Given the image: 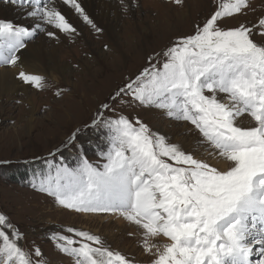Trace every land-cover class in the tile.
I'll return each instance as SVG.
<instances>
[{"label": "snow or ice", "instance_id": "obj_1", "mask_svg": "<svg viewBox=\"0 0 264 264\" xmlns=\"http://www.w3.org/2000/svg\"><path fill=\"white\" fill-rule=\"evenodd\" d=\"M3 2L21 8L32 24L0 19V65L17 66L19 53L40 32L49 37L57 31L77 32L61 0ZM214 2L215 10L193 34L178 37L149 57V67L111 100L130 96L133 102L189 123L199 134L196 148L203 147L226 166L218 169L196 158L139 120L105 116V110L115 109L103 102L90 126L107 129L104 162L94 165L82 158L78 167H67L62 156L61 163H55L61 152L56 148L32 184L64 209L112 215L135 226L144 252L154 256L151 264H264V16L224 28L223 19L247 14L248 0ZM62 4L101 31L80 0ZM17 78L37 89L45 87L40 75L20 70ZM245 117L254 126H242ZM75 139L76 132L64 146ZM64 231L71 235L52 232L49 239L74 264H133L98 235L74 227ZM160 237L167 242L155 243ZM22 238L0 213V264H46L38 247L35 260L22 249Z\"/></svg>", "mask_w": 264, "mask_h": 264}, {"label": "rangeland", "instance_id": "obj_2", "mask_svg": "<svg viewBox=\"0 0 264 264\" xmlns=\"http://www.w3.org/2000/svg\"><path fill=\"white\" fill-rule=\"evenodd\" d=\"M0 3L9 4L3 0ZM248 3L246 15L225 18L221 27L255 22L264 16V0H248ZM117 4L112 6L113 11H106L114 32L95 24L101 29L97 32L76 14L80 21L76 33L52 37L59 49L58 60L67 67L63 75L56 74L57 81L42 76L45 87H29L33 94L32 112L28 113L31 108L27 100L20 102L21 95L17 93L3 100L9 111L6 109L0 116V213L23 234L19 241L22 249L35 260L34 249L38 247L46 264H74L73 258L60 252L49 239L52 232L71 235L64 231L68 227L100 236L111 250L118 251L133 264H151L154 259L144 252L143 237L135 226L120 227L114 224L112 215L64 209L32 186L37 174L47 168L43 161L49 159V152L56 148L61 152L55 163H61L62 156V163L67 167H78L82 158L94 165L104 162L101 154L108 150L107 129L90 126L101 103L108 102L110 108L115 109V112L105 110V116L121 114L133 123L139 120L165 136L168 142L181 144L193 151L196 158L208 160L222 169L211 161L203 147L196 148L199 134L192 131L189 123L171 119L155 106L133 102L130 96L111 100L119 88L149 67V57L170 47L178 37L193 34L195 26L215 10L214 0H183L181 4L173 0H119ZM23 19L28 20L26 24H32L25 15ZM104 22L103 19V25ZM254 39L260 42L259 36ZM156 59L151 62L155 63ZM247 118L242 126H254V121ZM27 121L30 127L26 126ZM74 132L76 139L65 147ZM128 227H132L134 235H129ZM158 240L161 244L167 242L163 237Z\"/></svg>", "mask_w": 264, "mask_h": 264}, {"label": "bare ground", "instance_id": "obj_3", "mask_svg": "<svg viewBox=\"0 0 264 264\" xmlns=\"http://www.w3.org/2000/svg\"><path fill=\"white\" fill-rule=\"evenodd\" d=\"M118 1L119 0H80V3L82 4V7L85 9V12L88 14L89 18L93 21L94 24H97L100 27L103 26L107 32H114L115 29L111 28L114 27V25L111 26L110 20L108 18V12L106 13V11H113L112 6L118 5ZM15 7L17 6H13L12 4L3 5L0 3V19H6L16 24L28 25L26 24L28 20L23 19L24 14L22 9L19 7L16 9ZM60 7L62 8L66 17L73 24V26L78 29L80 27V21L76 18L78 16H75L76 13L74 12V10L69 9L63 4H60ZM114 12H116V10ZM102 18L105 20L104 25L102 24ZM61 35L62 33L57 31L55 37L60 38ZM35 37L36 40H30L27 43L26 49L22 50L21 53H19V55L21 56V60L17 66L12 67L0 65V116H2L7 109L6 104H4L3 100H9L15 93L21 95L20 102L24 103L25 100H27L29 108H31L30 110L28 109V113L33 111V101L31 99L33 95L31 94L32 90L29 89L30 85L23 83V81L17 78V74L20 70H24L28 73L40 76L49 77L52 82L59 79L56 74L63 75V72H65L67 65L66 63H61L58 60L57 52L59 51V49L58 46L54 43L55 40L52 37L45 36V34L42 32L37 34V36ZM114 61H116V59ZM7 111L9 110L7 109ZM30 118L31 115H29V119ZM29 119L28 121L32 123V121ZM245 119L248 120L249 118L245 117ZM28 121L26 122V126L30 127V123ZM242 122H245V120H243ZM211 161L214 164L221 166L222 169L226 166L224 162L212 157ZM103 219H106V217ZM88 220L94 221V219ZM97 220H95L94 222H97ZM113 220L114 224L120 227L130 226L128 222L123 220V218H118L115 216ZM128 228L131 232H133L132 227ZM154 242L160 243L159 240H156Z\"/></svg>", "mask_w": 264, "mask_h": 264}]
</instances>
